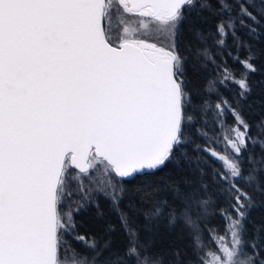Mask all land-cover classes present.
<instances>
[{
    "label": "snow or ice",
    "instance_id": "1",
    "mask_svg": "<svg viewBox=\"0 0 264 264\" xmlns=\"http://www.w3.org/2000/svg\"><path fill=\"white\" fill-rule=\"evenodd\" d=\"M205 12L214 31L194 28ZM241 32L264 37V0H0V264H264V223L251 218L264 207V118L242 115L258 69ZM229 84L231 102L217 87ZM170 166L180 184L151 179ZM100 196L124 242L112 224L81 234L75 217L95 205L102 219ZM125 196L133 214L155 201L146 231L186 228L191 256L150 252Z\"/></svg>",
    "mask_w": 264,
    "mask_h": 264
},
{
    "label": "trees",
    "instance_id": "2",
    "mask_svg": "<svg viewBox=\"0 0 264 264\" xmlns=\"http://www.w3.org/2000/svg\"><path fill=\"white\" fill-rule=\"evenodd\" d=\"M203 17L205 19V23L196 22L194 25L195 29H200L203 31H214L215 24L219 19L216 16H212L210 13L205 12L203 13ZM126 24H130L135 26L137 18L135 17H124L123 18ZM115 27V23H114ZM184 37L187 41H192L193 36L191 33L188 32L189 25L187 22L184 24ZM240 35L249 40V43L253 45V51L256 54V60L254 63L257 66L258 71L250 75L249 80L251 83L255 85L254 90L249 96L248 100L243 102L242 108V115L248 120L250 124H255L256 122L260 121L264 118V37H262L259 42L253 41L249 39L243 32ZM229 47H231V39L228 41ZM243 55V52L241 53ZM217 61L219 62L220 57H216ZM227 63L230 65L233 71L237 73L242 70L239 64H234L231 59L227 60ZM212 69L209 68V78H212ZM221 95L228 99L229 102L232 101L234 94L237 91L235 85L229 84L228 88L225 89L224 87L217 85ZM211 100H215L214 94L210 96ZM227 120L229 122L232 121V117L228 116ZM252 131L255 132V128H252ZM259 153V149L256 150ZM215 167H219V164H215ZM187 173L183 174L186 175ZM163 178L165 181L169 183L180 184L182 179V175H177L173 168L170 166L166 168L163 172H160L158 176L152 177L153 180H160ZM144 179H148L146 177H138L131 183L125 185V187L129 190L130 193H133V190L137 187H141L142 181ZM152 189L149 188H142L141 195L146 193H151ZM166 198L168 202L171 204L173 203L171 196L168 194L167 191L161 192L157 199ZM146 203L141 204L140 200L137 199L135 201L137 211L135 214L128 211L127 205L132 201L129 200L128 196H125L124 200L121 202V210L127 212L129 216L130 223L139 230L140 240L142 242L151 241V246L149 247L150 252H160L163 249H167L171 251L173 248H181L183 251L187 252L189 256H191V249L187 247L189 242L187 229L184 228L182 225H177L173 229H169L166 225L165 221H160L158 226H153L151 231H146L144 229V225L146 223L145 217L143 212L147 211L151 208L152 204L155 202L152 199H147L145 196ZM98 203L100 209L104 212V217L102 219H98L96 216V207L95 205H88L84 210H82L79 214L76 215L75 219L78 222H81L84 227L80 228V232L83 235H92L94 237H100L103 234L104 226L107 224H112L115 226L116 231L112 234L113 237L120 242H124L126 240L124 231L121 227L119 217L117 213L111 208L110 201L105 199L103 196L98 197ZM223 201L218 200L216 208L217 210L220 207H223ZM251 218L255 221V223H264V207L260 209H253L251 213ZM208 227H217L221 231L224 227V221L221 219L219 215H213L211 219L207 222ZM78 251H82L79 244L75 245ZM215 246L213 245V249Z\"/></svg>",
    "mask_w": 264,
    "mask_h": 264
}]
</instances>
